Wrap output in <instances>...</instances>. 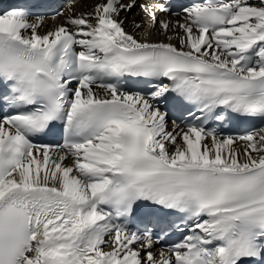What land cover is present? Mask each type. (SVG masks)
<instances>
[{
  "label": "snow or ice",
  "instance_id": "1",
  "mask_svg": "<svg viewBox=\"0 0 264 264\" xmlns=\"http://www.w3.org/2000/svg\"><path fill=\"white\" fill-rule=\"evenodd\" d=\"M257 123L264 0L0 4V264H264Z\"/></svg>",
  "mask_w": 264,
  "mask_h": 264
},
{
  "label": "bare ground",
  "instance_id": "2",
  "mask_svg": "<svg viewBox=\"0 0 264 264\" xmlns=\"http://www.w3.org/2000/svg\"><path fill=\"white\" fill-rule=\"evenodd\" d=\"M97 2V0H77V3L75 5V10L76 12H81V11H85V10H90L93 5ZM149 3L152 2V0H148ZM86 3V5L84 6L83 4ZM133 19H146L142 16V14H140V11H133L130 15H129V21L126 25L127 29L133 31V25L131 23V21ZM142 33L141 34H137V38H144L146 37L147 39H155V40H159V39H163V36L160 35L156 30L151 31L152 34H150V32L147 29H143L141 30ZM173 43H176L175 40L172 41Z\"/></svg>",
  "mask_w": 264,
  "mask_h": 264
}]
</instances>
